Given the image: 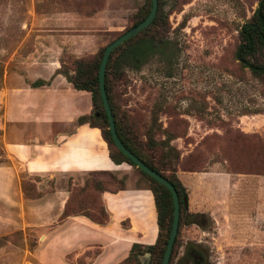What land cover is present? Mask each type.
<instances>
[{"label":"rangeland","instance_id":"1","mask_svg":"<svg viewBox=\"0 0 264 264\" xmlns=\"http://www.w3.org/2000/svg\"><path fill=\"white\" fill-rule=\"evenodd\" d=\"M163 1L164 51L139 68L125 65L114 95L121 116L140 134L152 129L189 193L190 212L204 214L200 224L210 230L183 227L174 264L191 240L205 242L210 264H264V78L235 59L240 29L259 0ZM145 3L0 0V166L10 162L7 190L15 200L0 195L1 206L10 203L0 208V264H40V209L27 206L40 194V177L5 149L7 131L11 139L34 141V158L40 155V102L50 101L30 85L40 79V62L56 61L74 76L73 62L93 59L126 32ZM63 78L66 101L90 114L91 94ZM53 184L47 181L49 190ZM137 185L148 186L141 178ZM149 260L148 254L141 264Z\"/></svg>","mask_w":264,"mask_h":264},{"label":"crops","instance_id":"2","mask_svg":"<svg viewBox=\"0 0 264 264\" xmlns=\"http://www.w3.org/2000/svg\"><path fill=\"white\" fill-rule=\"evenodd\" d=\"M59 65L50 60L40 62V80L50 85L32 89V92L40 89V100H50L44 105L40 102L39 157L34 158L30 147L34 141L11 139L6 131L8 157L28 174L40 177L42 196L27 204L40 209V264H79L78 260L91 252H95L94 256L86 257L89 259L86 264H121L134 244L150 246L158 239L154 195L145 186L137 185L140 176L133 166L116 165L110 159L98 129L76 123L87 112L66 101L61 91L65 80L56 74ZM9 165L8 161L0 166V195L13 203L14 194L7 190L9 173H13ZM94 171L128 176L124 189L101 195L109 221L99 224L80 215L62 219L71 196V183L72 188L83 186L88 174ZM50 179L54 184L49 190L46 184ZM10 203L0 208H9ZM147 256L140 259L143 261Z\"/></svg>","mask_w":264,"mask_h":264},{"label":"trees","instance_id":"3","mask_svg":"<svg viewBox=\"0 0 264 264\" xmlns=\"http://www.w3.org/2000/svg\"><path fill=\"white\" fill-rule=\"evenodd\" d=\"M158 1V12L154 21L135 37L119 46L111 54L106 68L105 84L117 133L124 146L150 169L169 180L177 190L180 203V222L169 262V264H174V261L178 256L180 235L183 227H189L193 224L201 225L200 222L203 215L190 212L189 193L178 178L173 163L165 161L164 157L168 159V155L161 154L159 151V149L161 150L160 146L162 145L152 136V129L146 130L145 134H140L139 129L134 123H130L125 117L121 116L114 95V80L121 77V73L123 72L122 69L125 65L130 64L134 68H139L147 63V61L154 55L160 54V50L164 51V47L168 43L165 39L168 17L165 13L164 1ZM151 9L152 1L146 0L145 5L138 12L132 26L127 29V31L141 24L148 17ZM239 35L240 43L235 51L236 61L242 68L249 69L252 74L264 78V0H259L258 8L251 19L242 25ZM106 47L101 49L91 60L76 59L73 62L75 66L74 76L68 71H63L62 69H58L56 74L63 75L72 85L74 90L91 94L93 106L92 111L90 114L79 117L77 120L78 124L88 125L93 129H99L102 138L107 145L110 159L116 165L127 163L133 166L140 174V178L147 182L148 186H145L146 189L150 190L154 195L159 227L158 239L154 245L150 246L134 244L129 256L121 264H141L140 258L148 254L150 255L148 264H162L173 225V197L167 187L137 168L129 158L118 150L113 142L99 86V69ZM2 68L3 67L1 66L0 78L3 74ZM30 85L32 88L36 89L50 85V82L39 79ZM142 137L146 140H143ZM162 148H164V146H162ZM101 176L107 177L108 180L96 179ZM125 181V176L118 178L113 172H90L83 186H80L79 188H72V185L70 186L71 196L61 218L65 219L69 216L80 215L87 217L92 222L106 224L109 221V216L103 205L101 195L104 192H117L124 189ZM113 183H118L120 186L113 188L110 186V184ZM26 191L27 190L24 187L25 195ZM97 193L99 194V201L96 200ZM41 196L42 193L38 194L35 198H30L39 199ZM188 255L189 257H194L196 259L197 257H201L199 253L191 248L188 250ZM82 259L83 257L78 260V263ZM196 263L200 264L199 260H196Z\"/></svg>","mask_w":264,"mask_h":264},{"label":"water","instance_id":"4","mask_svg":"<svg viewBox=\"0 0 264 264\" xmlns=\"http://www.w3.org/2000/svg\"><path fill=\"white\" fill-rule=\"evenodd\" d=\"M151 1H152V9L148 17L141 24L127 31L126 33L121 35L119 38H117L115 41H113L106 47L105 52L103 54L102 61H101L100 69H99V86H100V92H101L103 105H104L107 118H108V122H109V130H110L115 146L118 148L120 152H122L127 158H129L131 162H133V164L137 168H139L142 172L146 173L147 175L155 179L160 184L167 187L172 194L173 203H174L173 225H172L171 234L168 240L167 248H166L165 255L163 258V262H162V264H169L172 250L174 247V242L178 234L179 222H180V203H179V197H178L177 190L169 180L162 177L160 174H158L154 170L150 169L146 164H144L138 157H136L133 153H131L124 146V144L120 140L118 133H117L115 120H114V116L111 110L110 102H109L108 95L106 92V84H105L106 68H107V64H108L111 54L119 46H121L126 41L130 40L131 38L135 37L145 28H147L156 18L157 12H158L159 1L158 0H151Z\"/></svg>","mask_w":264,"mask_h":264},{"label":"flooded vegetation","instance_id":"5","mask_svg":"<svg viewBox=\"0 0 264 264\" xmlns=\"http://www.w3.org/2000/svg\"><path fill=\"white\" fill-rule=\"evenodd\" d=\"M202 215L204 216V214ZM191 226L198 227L204 233L210 231V230L204 229L199 224H193ZM204 243L205 242H202V241H192V240L186 242L182 262L180 264H197L196 260H199L200 264H210L211 257L209 256L208 252L205 250ZM190 248L195 250L197 253H199L201 257H197V259L194 257H189L188 250Z\"/></svg>","mask_w":264,"mask_h":264}]
</instances>
